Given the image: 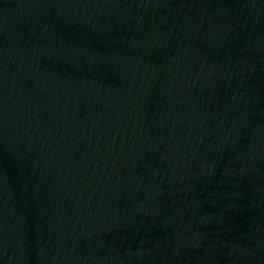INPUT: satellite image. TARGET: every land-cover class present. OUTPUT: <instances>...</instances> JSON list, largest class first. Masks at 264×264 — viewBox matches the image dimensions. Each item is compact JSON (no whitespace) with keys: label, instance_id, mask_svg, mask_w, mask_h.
Returning a JSON list of instances; mask_svg holds the SVG:
<instances>
[{"label":"water","instance_id":"1","mask_svg":"<svg viewBox=\"0 0 264 264\" xmlns=\"http://www.w3.org/2000/svg\"><path fill=\"white\" fill-rule=\"evenodd\" d=\"M0 264H264V0H0Z\"/></svg>","mask_w":264,"mask_h":264}]
</instances>
